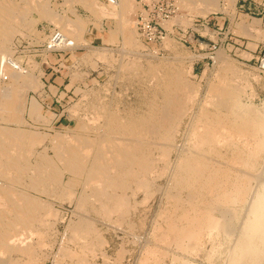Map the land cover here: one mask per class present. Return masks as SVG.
<instances>
[{
	"label": "rangeland",
	"instance_id": "rangeland-1",
	"mask_svg": "<svg viewBox=\"0 0 264 264\" xmlns=\"http://www.w3.org/2000/svg\"><path fill=\"white\" fill-rule=\"evenodd\" d=\"M2 1H4V3L7 5H8V3L11 4V6L14 4L16 6L18 5V7H17L18 14L22 11L24 12V13L22 12L23 14H21V13L19 14L21 18H18L15 20V23L17 25H18V23L20 24L19 21H21V24L19 25L20 27L18 29L19 31H18V33L11 36L12 39L10 38L8 41L9 45H8V43H6V47H8L9 49L6 48L7 51H5V52L9 53L8 50H10L9 54L14 57L13 61H16L15 59L19 60L18 67L20 68L21 71H25V72L27 71V73H29V74L31 73V75H34L38 78L40 77L39 79L42 80V83H43L42 88L43 89L38 88V90L37 89L36 90H33V89L24 90L23 89V87H25L24 84L21 85V89H23V90H21V92L24 91L23 92L24 94L21 93V95L22 94L23 95L22 96L20 95L21 97L19 96L21 98V101L18 102L20 105L19 106L20 108L17 106V110L16 109L14 110V111H18V112H16L17 114L14 111H12L13 109L6 111L0 107L1 108L0 113L2 112L0 114V132L2 131V136H4V138H6L7 136H10L9 134L11 133V131H13V129H16V130L20 129V131H22V132L17 130V132L20 134L24 133V134L33 135L34 133L35 134L40 133L42 136L44 134V137L47 136L50 140L47 138L44 140V142H42L43 144L38 143L35 146H33L35 154L33 153L32 159L30 160V163L36 164L38 161V158H39V154L40 153L45 154V152H47L45 155H47V158L49 159L48 160L49 164H50L49 166H52V167L55 166L54 169L55 170L57 169L56 171L60 170V171H58V175L61 176V178L59 177L60 182L62 179V182H61L62 184L60 183L59 186H56L55 184L51 185L50 183H47L43 179H40V182L38 181V187H39V190H38L39 192H38L35 189L29 190V187H27L28 184H26V182H24L23 184H19V185L16 184L15 185V184L6 182V181H8L6 179L0 178V181H2L1 184L2 185L4 184L3 186L7 185L5 187H9V186L12 187V185H13V187L15 186L13 189H16V190L18 189V191H21V192H23V190H24V193L30 194V195L28 194L29 196H31L33 193V197L34 196L37 198L39 197L38 199L39 200L41 199L43 204L44 203L47 204L50 202V204H49V207H51V208H49L50 213L49 212H46V214L42 213L44 215H41L40 217H42L43 219L42 218L41 219L43 221L45 220L46 222H50L51 220H52V222L56 221L55 224L50 222L52 227H53V230L51 229L52 227H50V228L48 227L51 225L50 224L48 225L44 221V223L46 224V227L48 229L47 230L45 228V230L48 231V232H46L48 234L47 236H49V237L51 236L52 238L51 237L45 238L46 233L44 230V227H45L44 223L42 225V228H41V226L39 227L38 235L41 238L39 236H36V238L38 237V239H36V242L39 245L36 246L35 251L37 249H39L38 246H41V241L44 240V238L46 239V241H42V242H45V243H42L43 247L41 246L40 249L35 252V253L39 252L40 255H38L39 253H37L36 256H34L35 258L33 257V259L35 260V261L33 260L34 263L32 262V258H27L24 255L26 257L25 258V257H23L22 254L12 253L11 255L9 254V256L12 257L11 259H9L10 257L8 255L4 256L3 260L6 261V264H10V263L14 264V262H16L15 264H54V263L55 264H76V263L78 264V262H79V264L80 263H82V264H84V263L85 264H98V262L100 264L101 261H102L101 264H112L111 262H113V264H115L118 261H119V263H116V264H142L143 261L146 259L147 260L149 259V261L146 260L148 262V264H152V263L153 264H185L186 261H187L186 264L188 262H189V264H192V263L193 264H215V263H217V264H222V263L223 264H226V263L233 264L231 261V256L229 257V255H232L233 248H235V246L238 245V243H240V242H238L239 241L238 236H241V234H239V233H241L242 232L241 229H243L242 222L246 221V219L248 218V215H249L248 209L250 208L248 206L250 205L249 202L252 201V199L250 200L252 195L249 197L250 201L248 200L249 202H247V206L236 207L237 208L236 209V216L233 215L231 217L232 221H231V218L229 220L230 223L232 224V227L237 229L239 231V233L237 231L234 234V231H233V235L230 236L231 239L222 234L221 238L218 237L219 240L216 239L215 242H213V240L210 241L211 239H208V238L203 239L204 240V243H202L203 248H201V250H199V251H190V252L186 251L185 252L184 250L181 251V249H179L177 247L179 249V251H178V249L175 248V244H173L172 242H169V241H165L166 243L163 242L166 245L165 246L161 241L157 240L158 239L157 235L159 234V232L156 231L157 230L156 228H158L163 223V216L161 214L167 213L171 208V204L169 202V199L167 200V198H166L168 196L165 197L167 190L169 189L168 187H170L169 186L170 184H169L168 175L166 174L165 176L164 175L162 176V174H161L162 168L164 167L163 162L159 161L158 164L156 163V166H158V167L155 168V170H156L155 174L159 175L158 173L160 172L161 175H159V176L156 175L157 177H155V174H152V175H150V177L147 178L149 181L152 182L151 183L152 184L151 192L145 193L146 190H143V189L140 191L139 189H137L138 186H136V184H134V185L132 184L131 187H129V189H127V191H126V196L128 197L127 198L128 200L125 199V201H124L125 204L127 203L126 206H124V208L121 210V212L120 211L115 212L114 214L112 213V215L109 214L108 216H106L107 214H104L101 211H99V208H100V205L98 204L99 202L95 201V199L93 197H90V196H93V194H88L91 201L89 199L87 205L82 207L83 209L82 208L79 209L80 208L78 206L79 198L81 196H88L86 194H83L85 192V190H84L85 185H83V184H85V180L83 178L84 176H82V178H78L74 174H71V172L69 173V171L66 173L67 170L63 169L64 168L63 164L60 165L61 161L56 157L57 152H55V147H54L55 142L53 141V138L55 135L56 136L62 135L61 137L63 139H65L67 142L68 140H70L69 138L71 137L73 139V141L70 140V141H72L71 143H73V142L75 143V141L78 139L80 142L81 139L91 141V140H94L95 138H97V136H96L98 134L97 130L94 129L93 127H94V124L96 123V121L99 120V118L97 116L98 115L97 111L103 107L102 105H104V108H108V109L111 108L110 110H112V107H113V109L116 110L115 113L121 115L122 117H124L125 114H126L125 116H131V115L136 116V115H139L140 113L145 114V112L148 111L149 104H151V102L154 99H156L158 101L160 100V99H158L159 97H161L160 93H158L156 91L157 82L158 81L163 82V79L165 78L166 74L169 73L170 71H172L171 70L172 68H173V70H176L178 68V69L184 71V75L186 74L185 76L187 77L186 78L184 76L185 79L188 82L191 81L188 84L189 85L191 84V87L195 85V87H192V89L196 93L195 95L197 96L195 98V103H197L195 109H197L198 104L202 105L205 101L208 102L210 100V99H208V98H210L209 91H210L211 87H213V85L217 84L215 86H220L223 83H224L223 85H225V84L227 85V83H230L231 82L230 80H232V82L230 84H228V86H230L231 88L236 90L235 92L237 93V96H239L238 99H240L239 102L242 101L243 106L247 105L245 107H247V108L251 107V109L254 108L252 110H254V111L258 110V111H260V113H263L264 112V0H219V9H221V10H219V11H218V9L214 10L210 14L206 15L205 17L202 16L201 14H199V12H200V10H198L199 6H200L199 9H202L201 8V6H202L201 1L195 0V3H194V0H190L192 2L186 0L187 1L186 7L189 6L190 8H192L194 6V8H192V10H190L189 7H187L188 8L187 9L185 7V4H182L183 2L186 3L185 0L184 1L181 0V1H183L182 3H181V1L176 0L177 6L179 8V12L176 16L173 17L172 20H170L164 26V28L166 29V33H167L166 40L164 42H162L161 44L151 46L150 48H147L140 38V32H139L138 25H137V20H138L137 17H138V14H139L141 8H140V5L137 3L136 0H127V4H128L127 6H129V7H127V9L124 10V14H125L124 18L127 22L126 26H127L128 30H129V32H130V30L132 31V32H130V34H133V35L136 34L134 36L136 37L137 40L133 36V44L135 43V45H133V47L125 44L124 43L125 42L124 34L122 36V34L119 33L120 31H122V27H123L122 21H121V19H119L120 18L119 16L115 17L116 15L113 16L111 14H109L111 16H108V15H105L104 12L102 13L99 10H94V11L89 10V8L85 7V5L80 3L78 0H37V1H38V4H40L42 2L44 3V1H45V3H46V4L44 3L45 5L41 4L43 6V8L41 5H39V7L41 6L40 7L41 9L48 7V9H50L51 13L55 14V15L53 14V16H55V17L59 16L58 18H62L63 20H65L67 18V19H69L68 20L69 22L71 21L73 23L77 22V20H80L81 22L83 21L82 23H83V31L84 32H82L80 34V41H78L79 38L77 40L73 36V34L71 33V31L69 30L68 27L67 28L62 27L60 25V23L55 21V20L53 22L52 19H54L55 17H53L51 19L52 20V22H51L50 18H46V20H45V17L40 16V14H42V13H37L40 10V8L37 7L38 6L36 4L37 1H35V0H33V1L29 0V2H25L23 0H21V1L20 0H2ZM34 1L36 2V3H34L36 6L35 5L34 6L37 7V9H38V11H36V12H35V7H34V9L31 8V6H33ZM94 1L97 3V7L99 5H100V7L109 6V4L103 2L102 0H94ZM197 1H199L201 3V5H200V3H199V5H197V3H198ZM230 1H231V3H230ZM232 1L233 2L235 1V5ZM0 2H1V0H0ZM26 3L27 4L31 3V4L28 5L29 7H26L25 6V5H27ZM188 3H190L191 5L190 4L188 5ZM29 8H31L32 11L33 10L34 11L30 12L31 9H29ZM19 9H20V11H19ZM25 11H27V12L25 13ZM97 11H99V12H97ZM102 14L104 16H102ZM19 15L16 16V18L19 17ZM22 15L23 16L25 15V16L23 17ZM38 16H39V18H38ZM21 19L22 20L24 19V20L22 21ZM26 19L28 20V22L30 21L31 23L30 22L28 23ZM197 22H199V23H197ZM240 22H241V24H240ZM251 23L254 26H256L257 29L253 28L254 29L253 30L251 27H250L251 29L248 28V26ZM26 24H28L31 27V30H30V27L27 26ZM53 24H58V25H60V27L58 25H53ZM127 24H130L129 26L131 28H129ZM197 24L199 26H197ZM13 25H15V24H13ZM95 25H96V27H95ZM28 27H29V29H28ZM26 29H28L29 31L27 32ZM206 29L208 32H206ZM208 29H210V30H208ZM246 29H248V31ZM112 31H113V33H112ZM25 32H26V34H25ZM210 34H212V35H210ZM113 35H114V37H111ZM121 36L124 37V39ZM50 38H51V41H50ZM55 38H58L59 40L57 41V39H55ZM115 39H117V41ZM167 41L170 43H168ZM48 42H50L51 47H53L55 44L59 45V48L56 49L57 50L56 52L51 53L53 51H51L52 49L51 50L48 49V45H49ZM173 42H174V44H173ZM117 43H119V44H117ZM123 43L125 44V46L127 45L126 47H124L126 52H124V50H123V52L125 54L128 52L129 49H132V50H129V52L126 54L127 57L125 56V54L123 52H121V50L124 46ZM83 45H85V46H83ZM167 45H170V46L167 47ZM136 51H138V52H136ZM11 52H12V54H11ZM131 53H133L134 55ZM181 53H182V55H181ZM118 54H121V55H118ZM141 54H143V55H141ZM183 55H184V57H183ZM219 55H221V56L224 55L223 59L225 60L227 65H226V63H222L220 61L221 59L218 58ZM2 56L3 55H0V60H1ZM61 56H62V60H61ZM128 56H129V58H128ZM124 57H125V59H124ZM190 57H191V60L190 59L188 60V58H190ZM112 58H114V59H112ZM193 58H195V59L193 60ZM228 58H230V59H228ZM131 59L132 60L137 59V60H134V62L132 63ZM58 60H59V63H58ZM127 60L130 62L132 68L129 67L130 65L127 62ZM141 61H142V63H141ZM146 61H148V62L146 63ZM171 61H173V62H171ZM149 62H150V64H149ZM125 63H127L128 66ZM170 63H171V66H169ZM172 63H173V65H172ZM220 63L223 65H221ZM231 63H232V65H231ZM123 64H124V66L122 67ZM134 64H136V65H134ZM137 64H138V66H137ZM146 64L148 65V67ZM158 64H159V66H158ZM228 64L230 66H228ZM145 66H146V68H144ZM136 67H137V69H139V71L136 73H132V71L135 72V69H133V68H136ZM220 67H221V70H220ZM226 67H232V69L231 68L228 69ZM124 68L127 70V73H126V70H124ZM150 68H154L156 70L157 74H155L154 76L152 74H149L148 69H150ZM222 68L223 69L226 68L227 70H225V71L229 70V73L225 72ZM130 69L132 71H130ZM165 70H167V72H164ZM185 70H187V71L185 72ZM236 70H238V74H237ZM158 71H159V73H158ZM231 72L236 73L235 74L236 76ZM52 73L54 76V78L52 77V79H54V80L56 79V84L54 83V85H49V84L45 83L44 77L47 74L52 75ZM128 73H129V75H128ZM227 73H228V75H225ZM136 74L139 76L137 77ZM229 74H231L230 78L232 77V75H234L233 76L234 78L232 77V79L229 80ZM0 75L6 76L9 79V82H5L4 80H2L0 78V98L2 99L3 98L2 97L3 92H5V94H8L10 89L12 88L13 84H15V80L11 79L13 76L9 77L8 74H5V71L3 72L0 70ZM126 75H128V76H126ZM217 75H220V76L225 75V76H224V78H222V76L217 77ZM156 76H158V77L161 76V77H159V80H157L158 77H156ZM153 77H155L154 80H153ZM136 78H140V80L136 79ZM222 79H223V82H222ZM123 80H124V82H123ZM245 81H246V83H245ZM139 82H140V85H139ZM212 82H213V84H212ZM220 82H222V83H220ZM136 83H138V84H136ZM152 84L155 86H153ZM238 84H239V86H238ZM116 85H118V86H116ZM113 86H114V89H113ZM131 86H132V88H131ZM29 88H32V84H30ZM105 88H106V91H104ZM111 88H112V90H111ZM109 90H111V91H109ZM25 91H26V93H25ZM107 91H108V93H107ZM93 92H95V93H93ZM104 92H106V93H104ZM119 94H120V96H119ZM203 95H206V96H203ZM105 96L107 98H105ZM101 99H102V101H101ZM203 99H206V100L203 101ZM32 100L38 101V103L40 105L42 104L41 111H40L39 115H37L38 117H36V115L33 116V114L31 113V111L29 109V105L32 102ZM93 104L95 106H93ZM83 105H88L89 107L88 106L84 107ZM97 105L98 106L100 105L101 107L100 106L98 107ZM91 106H93V108L95 107L94 110L92 109ZM87 107L89 108V109H87L88 111L86 110ZM96 107H98V110ZM116 107H118L117 109L120 111V113L117 111ZM84 108H85V110H84ZM209 108L213 109L214 107L213 106L210 107V105H209ZM22 109H24L25 111ZM195 109H194V111H195ZM78 110H79V113H78ZM10 111H11V113H10ZM74 111H76V112H74ZM87 112H91V113L87 114ZM112 112H113V110H112ZM6 113H8L9 115ZM95 114H96V116H95ZM89 115H91V116H89ZM92 116H93V118H92ZM263 116H264V113H263ZM94 118H95V121H94ZM96 118H97V120H96ZM91 119H93V120H91ZM187 119L188 118H186L181 125L180 134L177 133V136H176L175 143L179 146L182 145V143L185 141V135L184 134H185L186 125L188 124ZM80 120H83V121L80 122ZM34 121H36V122H34ZM92 122H94V123H92ZM82 125H85V126L87 125L86 127L88 129L85 128V126L81 127ZM89 125H91V126H89ZM1 127H2V129H1ZM3 127H4V130H7V131L10 130L8 132V134H7V131L3 130ZM82 128H83V131H82ZM69 130L71 132H66ZM3 131L7 136L3 134ZM29 131H31V132H29ZM73 132H75V133H73ZM80 132H83L86 135L85 134L83 135V133H80ZM73 134H74V136H73ZM80 136H81V139H80ZM82 136H83V138H82ZM88 137H90V138H88ZM91 138H93V139H91ZM51 140H52V143L50 142ZM77 142L78 141H76V143ZM41 144H42V146H41ZM222 151H223V153L225 152L224 150H222ZM37 152H39V153H37ZM154 154H155V157L158 156L159 151L155 150ZM261 156H263V157H261ZM260 157H259V161L257 163L258 167L256 166V169L252 172L254 174L257 173L256 175H257V182H258V183H256V181L255 182L252 181V188L253 187L255 188V189L253 188L254 193H256L261 187H264L263 186V183H264V146H263V151H262ZM35 158H36V160H35ZM173 159H175L174 154L172 155V160ZM33 160L36 162H33ZM259 162H261V163H259ZM158 169H160L161 171ZM61 172H63L65 175ZM1 179H3V180H1ZM66 182L70 186L66 185L67 184ZM255 183L258 186L255 185ZM52 186H54L55 188ZM11 187H9V188H11ZM165 187L168 189H166L164 191ZM65 188L68 189L67 190L68 192L66 191ZM54 189H55V191H54ZM130 189H131V191H129ZM158 190H160V191L158 192ZM33 191H35V192H33ZM69 191H72V192L69 193ZM37 192L38 193L41 192V193L36 194ZM131 192L133 193V195H131L132 194ZM154 192H157V193L154 194ZM72 193H73V196L71 197L70 195ZM159 194H161V196ZM255 195L256 194H254L253 196H255ZM49 196H52V197H49ZM54 196H55V199L53 201ZM126 196H125V198H126ZM150 196H151V198H150ZM152 196L154 197L153 199H152ZM158 197H160V198H158ZM183 197L185 198L186 196H183ZM67 198L68 199L70 198L71 200L70 199L69 200L71 202L69 200H67ZM145 199H146V201H145ZM44 200H48V201L44 202ZM65 200H66V202H64ZM126 200H127V202H126ZM157 200H158V203H157ZM51 201H53V203ZM143 201L146 203L144 204ZM159 202H160V204H159ZM156 203L158 205H156ZM51 205L53 206V208ZM93 205H94V207L92 208ZM128 205H129V208L127 209ZM145 205H147V206H145ZM165 205H167V206H165ZM74 206H75L76 210H75ZM135 206L137 209L135 208ZM95 208H96V211L99 215L94 211ZM134 208H135V211H134ZM54 209H56V210H54ZM139 209H140V213H139ZM246 210H247V212H246ZM53 211H54V213H53ZM80 211L82 213L81 216H79L81 214ZM84 211H86L87 213ZM75 212H76V215H75ZM123 212H124V215H123L124 217L121 215V214H123ZM244 212H245V214H244ZM47 213H49V215ZM117 213H118L119 217L117 216ZM134 213H135V215H134ZM53 214L56 216H53ZM47 215L49 216V218L47 217ZM43 216L44 217L46 216L47 218L46 217L44 218ZM85 216H87L89 218L87 219ZM135 216H136V218H135ZM51 217L53 219H50ZM125 217H126V219H125ZM151 217H152V219H151ZM159 217H162V218L160 219ZM83 218L87 219V221H89V222H93L91 224H94L93 227L95 229L94 228L93 229H94V231H96L93 235L94 237L91 236L87 240L82 239L84 241V243L82 240L76 239L74 236L70 235V233L72 232L71 228L78 225L79 223H82L84 221ZM153 218L155 220H153ZM48 219H50V220H48ZM55 219H57V220H55ZM117 219H119V220L117 221ZM59 220H61V221H59ZM242 220H244V221H242ZM99 221L101 223H103V222L104 223L101 224ZM70 222H72V223H70ZM74 222H76V223L78 222V223L76 224ZM114 222H115V224H114ZM117 222H119V224ZM106 223H108V225ZM147 223H148V225H147ZM67 224H68V227L65 226ZM151 224H152V226H151ZM70 225H71V227H70ZM118 225H121V227ZM131 225H132V227H131ZM142 226H144V227H142ZM98 227H99V229H98ZM133 227H135L134 231L132 230ZM96 228H97V230H96ZM118 228H119V230H118ZM129 228H131V230L133 232ZM140 228H143V229H140ZM239 228H240V230H239ZM42 229H43V231H42ZM138 229H140L141 231ZM149 229H152V230H149ZM23 230H24V233H23ZM63 230H64V232H62ZM109 230H111L112 232ZM127 230L129 232H127ZM20 231H21L20 232L21 234L23 233L25 235H28L30 232L28 229L27 230L21 229ZM26 231H28V233ZM41 231H42V233H40ZM51 231H54L55 233L51 232ZM148 231H149V233H148ZM51 233H52V235H51ZM53 233L56 234L57 236L54 235ZM131 233H133L134 236ZM122 234H123V236L120 237ZM43 235H44V237L42 239ZM71 236H72V238H69ZM137 236L140 237L141 240L144 238L143 239L144 243L139 238H136ZM235 236H237V237L235 238ZM61 237L63 239H61ZM73 237H74V240H73ZM103 237L107 241H105L103 239ZM134 237L136 238V240ZM93 238H94V240H93ZM117 238H119V240ZM130 238H132V239H130ZM150 239H152V241ZM62 240H63V243H62ZM69 240H70V242H69ZM149 240H150V242H149ZM223 240H224V242H223ZM51 241L55 242V243L52 242L54 245L51 243ZM79 241H81L82 243H80ZM96 241L98 244L96 243ZM138 241H139V243H138ZM146 241L148 243H146ZM47 242H48V244H47ZM106 242L107 243L109 242L108 245ZM151 242H152V244H151ZM70 243H72V244H70ZM46 244L48 247L46 246ZM59 244H60V246H59ZM81 244L82 245L86 244L87 247L89 245L88 248H90L89 250L91 253L89 251H87L88 248H86L85 245L82 246ZM147 244H148V246H146ZM154 244H156V245L154 246ZM161 244H163V247H165V249L161 246ZM230 244L231 245L233 244L232 245L233 248L229 247ZM75 245H77V246H75ZM80 245H81V248H80ZM63 246H64V248H63ZM156 246H158V247H156ZM160 246L162 247L163 251H161L159 249V248H161ZM170 246H171V248H170ZM69 247H71V248H69ZM83 247H84V249L85 248L86 249L84 250ZM120 247H123L124 251L127 250V251H125V253L126 252L127 253L125 254L123 251V254L120 255L119 252H116L117 250L122 252L123 249L121 248L122 250H120ZM147 247L149 249L155 248L157 250L156 257L153 256V257L148 258V257H146L147 255L144 256L145 254H147L145 249L147 251L149 250V249H147ZM48 248H51V249H48ZM79 248L81 249V251L78 250ZM91 248H93V249H91ZM213 248H214V250H213ZM63 249H66V250L68 249L67 250L68 255L65 254L66 250H65V252L62 251ZM69 249H70L71 253L69 252ZM72 249H74V250H72ZM128 249H131V250H128ZM171 249H173L174 251L173 250L171 251ZM219 249H220V251H219ZM59 250H61L62 252L61 251L59 252ZM75 250H76V252H78V251L80 252V253L78 252L79 254L76 253L77 257L80 258L79 260H78V258L76 259V254L74 253ZM92 250H95V251H92ZM82 251H83V253H81ZM102 251L103 252L105 251V252L103 253ZM165 251H166V253H164ZM204 251H205V253H204ZM209 251L212 253H208ZM101 252L104 254L103 260H102ZM107 252L109 254L113 253L112 255L110 254L111 257L109 256V254ZM161 252H163V253H161ZM174 252H176V253H174ZM184 252H185V254H184ZM187 252L189 255L186 254ZM214 252H215V254H214ZM35 253H34V255H35ZM128 253H131V254L129 255ZM142 253H144V255ZM173 253H174V255L176 254L177 256L176 255L173 256ZM199 253H201V255H199ZM206 253H207V256H205ZM224 253H225V255H224ZM41 254H43V255H41ZM58 254H59V256H58ZM62 254H63V256H62ZM197 254H198V257H200V256L201 257L198 258ZM219 254H221V255H219ZM45 255L46 256L48 255V256L45 258ZM81 255H83V256H81ZM85 255H87V260L90 263H88L86 261ZM124 255H125V257H124ZM163 255H165V256H163ZM37 256L39 259L37 258ZM160 256H162V258H164V259L162 260V258ZM209 256L211 257V259ZM225 256L228 257V259L222 260V258L223 257L225 258ZM18 257L20 260L15 259ZM60 257H62V258H60ZM70 257H72V258H70ZM82 257L83 258L85 257V259H83ZM121 257H124V258L122 259ZM168 257H169V259H168ZM174 257H178V259L174 258ZM208 257L210 260L208 259ZM81 258L83 260H81ZM105 258H107V259H105ZM160 258H161V260H160ZM12 259L17 260V261H14ZM158 259H159L160 263H158ZM175 259H176V261H175ZM23 260H25V261H23ZM29 260L31 262H29ZM76 260H78V261L75 262ZM80 260H81V262H80ZM84 260L87 263L84 262ZM150 260H152L151 261L152 263L150 262ZM182 260H183V262H182ZM227 260H229V261L227 262ZM104 261H105V263H104ZM124 261H125V263H124ZM223 261L224 262L226 261V262L224 263ZM260 261L262 262L261 264H264V258H263V261H262V259ZM260 261L258 262L259 264H260ZM27 262H29V263H27ZM245 262L246 261H242V263L238 262V264H248V262L247 263H245Z\"/></svg>",
	"mask_w": 264,
	"mask_h": 264
},
{
	"label": "bare ground",
	"instance_id": "bare-ground-1",
	"mask_svg": "<svg viewBox=\"0 0 264 264\" xmlns=\"http://www.w3.org/2000/svg\"><path fill=\"white\" fill-rule=\"evenodd\" d=\"M23 1L29 2V0H23ZM35 1H37V0H35ZM35 1L33 2V6H31V8H33V9L36 6L34 4V3H36ZM78 1L82 4H84L85 7L89 8V10H92V11L99 10L100 12H102V13L104 12L105 15H108V16H111V15H113V16L116 15L115 17L119 16L120 17L119 19H121L122 24H123L122 31L119 32L120 34H122V36L124 34L125 39H124V37L121 36L125 40V42L124 41L123 42L125 44H127L128 46H131V47H133V45H135V43L133 44V36L136 34H134V35L130 34V32H132V31L130 30V32H129V30L126 26L127 22L124 18V15H125L124 10L127 9V7H129V6H127L128 5L127 0H118L117 4H114V5L109 4V6H107V7L106 6L100 7L99 4H98L99 6L97 7V3L94 0H78ZM179 1H181V0H179ZM183 1H181V3ZM187 1H190V0H187ZM187 1L185 0L186 3H184V2L182 3V4H185V7L187 4ZM199 1H201V3H202V6H201L202 9H199L200 6H199V8L198 7L197 8H198V10H200L199 14H201L204 17L206 15L210 14L214 10H217V9H218V11L221 10V9H219V0H199ZM199 1H197L198 2L197 5H199V3H200ZM190 2H192V1H190ZM44 3H45V1H44ZM44 3L42 2V3L38 4V1H37L36 4L38 5L37 7L40 8L42 5L46 4V3L45 4ZM194 3H195V0H194ZM201 3H200V5H201ZM230 3H231V1H230ZM233 3L235 5V1ZM30 4H27L25 6L29 7L28 5H30ZM189 4L190 3H188V5ZM39 5H41V6L39 7ZM17 7H18V5L16 6L15 4L11 6V4L8 3V5H7L2 0L0 2V55H3L1 57V60H0V70L3 72L5 71V74H8L9 77L13 76L11 79L15 80V84H13L9 93L5 94V92H3L2 97L4 99L2 98L3 99L2 100L0 98L1 99L0 100V107L6 111H9L12 109H13L12 111H14L15 109L17 110V106L18 107L20 106L18 102L21 101L20 97L24 94L23 93L24 91L21 92V90H23V89L24 90H30V89H33V90L37 89L38 90V88L41 89L43 87L42 80L39 79L40 77L38 78L34 75H31V73L29 74V73H27V71L26 72L21 71L20 68L18 67L19 60L15 59L16 61H13L14 57L9 54L10 50H8L9 53L5 52V51H7L6 48H8V47H6V43H8L11 36L18 33V31H19L18 29L20 27L19 25L21 24V21H19L20 24L18 23V25H17L15 23V20L18 18H21L19 15L20 13L21 14L24 13L21 10L23 13L20 12L18 14ZM37 7H35V12L38 11ZM187 7H189V6H187ZM31 8H29V9H31ZM42 8H43V6H42ZM192 8H194V6ZM192 8H190V10H192ZM19 11H20V9H19ZM31 11H32V9L30 10V12ZM99 11H97V12H99ZM26 12L27 11H25V13ZM37 13H42V14H40V16L45 17V20H46V18H50V20H51L53 17H55V16H53L54 13L52 14L50 9H48V7L44 8V9L40 8L39 12H37ZM109 14H111V15H109ZM18 15H19V17L16 18V16H18ZM102 16H104V15L102 14ZM58 17L56 16L54 19H52L53 22L55 20V21L59 22L62 27H66V28L68 27L69 30L71 31V33L73 34V36L77 40L79 38L78 41H80V34L82 32H84L83 31V23H82L83 21L81 22L80 20H77V22L73 23L71 21L69 22L68 21L69 19H67V18H66L67 20L66 19L63 20L62 18H58ZM38 18H39V16H38ZM52 20H51V22H52ZM27 22H28V20H27ZM13 24H15V25H13ZM240 24H241V22H240ZM26 25L29 26L28 24H26ZM53 25H58V24H53ZM60 25H58V26L60 27ZM96 25H95V27H96ZM127 25L129 28H131L129 26L130 24H127ZM29 27H28V29H29ZM250 27L252 29L256 28V26H254L252 23L248 26V28H250ZM28 29H26L27 32L29 31ZM30 30H31V27H30ZM208 30H210V29H208ZM246 30L248 31V29H246ZM206 32H208L207 29H206ZM112 33H113V31H112ZM25 34H26V32H25ZM210 35H212V34H210ZM111 37H114V35ZM134 38L136 39L135 36H134ZM115 40L117 41V39H115ZM50 41H51V38H50ZM48 43L50 44V42H48ZM124 43H123L124 46L122 45L123 48L127 46V45L125 46ZM168 43H170V42H168ZM117 44H119V43H117ZM173 44H174V42H173ZM8 45H9V43H8ZM170 45H167V47ZM83 46H85V45H83ZM123 48H122L121 52H123V50H124V52H126L125 48L124 49ZM129 50H132V49H129ZM129 50H128V52H129ZM136 52H138V51H136ZM11 54H12V52H11ZM126 54H125V56H126ZM131 54H133V53H131ZM118 55H121V54H118ZM141 55H143V54H141ZM181 55H182V53H181ZM129 56H128V58H129ZM223 56L219 55L218 58L221 59L220 61L222 63H226L225 60L223 59L224 58ZM183 57H184V55H183ZM112 59H114V58H112ZM124 59H125V57H124ZM189 59L191 60V57L188 58V60ZM194 59L195 58H193V60ZM228 59H230V58H228ZM134 60H137V59H134ZM134 60H132V63L134 62ZM127 62L130 65L129 67L132 68L130 62L128 60H127ZM147 62L148 61H146V63ZM171 62H173V61H171ZM141 63H142V61H141ZM125 64L127 65V63H125ZM149 64H150V62H149ZM159 64H158V66H159ZM134 65H136V64H134ZM172 65H173V63H172ZM221 65H223V64H221ZM226 65H227V63H226ZM231 65H232V63H231ZM123 66H124V64L122 65V67ZM137 66H138V64H137ZM169 66H171V63ZM228 66H230V65L228 64ZM147 67H148V65H147ZM144 68H146V66ZM226 68L232 69V67H226ZM226 68L223 70L224 71L227 70ZM133 69H135V72L130 69V71H132V73H136L139 71V69H137V67L133 68ZM124 70H126V69L124 68ZM148 70H149V74H152L153 76L155 74H157L156 70L154 68H150ZM171 70L172 71H170L169 73L166 74L165 78L162 76L164 78L163 82H160V81L157 82L156 91L158 93H160V96H161V97H159V98L157 97V98L160 100L158 101V100L154 99L151 102V104H149V108L147 107L148 111H146L145 114H143V113H140L139 115L135 114L136 116H133L131 114H130L131 116H125L126 115L125 114L124 117H122L121 115L115 113L116 110H114L113 107H112V110H113V112H112V110H110L111 108L110 109L104 108V105H102L103 107L98 110V107L100 105L99 106L97 105L98 106V107H96L98 110L97 116H98L99 120L96 121V123L94 124V127H93L94 129L97 130V133H98L96 135L97 138H95L94 140H91V139H93V138H91L90 139L91 141H89V140H85V139L82 140L81 136H80V139H81L80 142L78 139V140H76V141H78L77 143H76V141H75V143L74 142L71 143L73 141V139L71 137L69 138L67 136L72 141L67 139L68 141L66 142V140L61 137L62 135H60V136L59 135H57V136L53 135L54 136L53 141L55 142L54 143L55 152H57L56 157L61 161L60 165L63 164V166H64L63 169L67 170L66 173L69 171V173L71 172V174H74L78 178H82V176H84L83 178L85 180V184H83V183L82 184L85 185V189H84L85 192L83 194H86V195L93 194V196H90V197H93L95 199V201L99 202V203L97 202L100 205L99 211H101L104 214H107L106 216H108L109 214L112 215V213L114 214L115 212H119V211L121 212V210L124 208V206H126L127 203L126 204L124 203L125 199L128 198L126 196V191H127V189H129V187H131L132 184L133 185L136 184V186H138V188L137 187L136 188L139 189L140 191L143 189V190H146L145 193L151 192V189H152L151 183L152 182L149 181L147 178L150 177V175L155 174V171H156L155 168L158 167V166H156V163L158 164L159 161L163 162L164 167L162 168L161 174H162V176L163 175L165 176L167 174L168 178H169V184H170L169 186L170 187H168L169 189L165 187L164 191L166 189H168L165 197L168 196L166 198H167V200L169 199V202L171 204V208L167 213L161 214L163 216V223L159 227L157 226L158 228H156L157 229L156 231L159 232V234L157 235V238H158L157 240L161 241L162 243L165 241L172 242L173 244H175V248L178 247L179 249H181V251L184 250L185 252L186 251L190 252V251L201 250V248H203L202 243H204L203 239L208 238V239H211L210 241L213 240V242H215V240L218 239V237L221 238L222 234L225 235L226 237L230 238V236L233 235V231H234V234H235V232L238 231L237 229L232 227V224L229 221L233 215L236 216V209H237L236 207L247 206V202H249L252 199V201L249 202L250 205L248 204L249 205L248 207H250L248 209L249 210L248 218L246 219V221H244L245 219L242 220V221H244V222H242V224H243L242 225L243 229H241L242 232L239 233V231H238V233L241 234V236L237 235L239 238L238 242H240V243H238V245H236L235 248L232 247L233 244L232 245L230 244V246L228 245L229 247L233 248V253H232V255H229V257L231 256V261L233 264H235V263L238 264V262L242 263V261H246L245 263L248 262V264H259L258 262L261 259L263 261V258H264L263 257L264 256V187H261L256 193H254V191H253L254 187L252 188V181H254V182L256 181V183H258V182H257V175H256L257 173L254 174L252 172L256 169V166L258 167L257 163H258L259 157L263 151V146H264V116H263V113L264 112L260 113V111H258V110L254 111V110H252L254 108L251 109V107H249V106H248L249 108H247V107H245L247 105L244 104L245 106H243L242 101L239 102L240 99H238L239 96H237V93L235 92L236 90H234L233 88L228 86V84H230L232 82V80H230V79H232V77L236 74L233 72H231L234 74V75H232L231 78H230L231 74H229V80L231 81L230 83H227V85L226 84L223 85L224 84L223 83L220 86H215L217 84L213 85V87H211V89L209 91L210 98H208V99H210V100L208 102L205 101L202 105L198 104L197 109H195V107L197 105V103H195V98L197 96L195 95L196 94L195 91L192 89V87H195V85L191 87V84L190 85L188 84L191 81L188 82L185 79L186 74L184 75V71H182L178 68L176 70H173V68H172ZM220 70H221V67H220ZM159 71H158V73H159ZM186 71L187 70H185V72ZM164 72H167V70H165ZM225 72L229 73V70L225 71ZM236 72L238 74V70H236ZM126 73H127V70H126ZM228 73L225 75H228ZM128 75H129V73H128ZM128 75H126V76H128ZM138 76L139 75H137V77ZM218 76H220V75H217V77ZM224 76H222V78H224ZM156 77H158V76H156ZM159 77H161V76H159ZM159 77L157 80H159ZM136 79L140 80V78H136ZM154 79H155V77H153V80ZM123 82H124V80H123ZM222 82H223V79H222ZM222 82H220V83H222ZM245 83H246V81H245ZM23 84L25 87H23V89H21V85H23ZM30 84H32V88H29ZM136 84H138V83H136ZM212 84H213V82H212ZM139 85H140V82H139ZM116 86H118V85H116ZM153 86H155V85H153ZM238 86H239V84H238ZM131 88H132V86H131ZM113 89H114V86H113ZM111 90H112V88H111ZM111 90H109V91H111ZM104 91H106V88ZM21 93H23V94L21 95ZM25 93H26V91H25ZM93 93H95V92H93ZM104 93H106V92H104ZM107 93H108V91H107ZM120 94H119V96H120ZM203 96H206V95H203ZM105 98H107V97L105 96ZM204 100H206V99H203V101ZM101 101H102V99H101ZM209 105H210V107L213 106L215 109L209 108ZM41 106H42V104L40 105L38 103V101L32 100V102L29 105V109H30L31 113L33 114V116L36 115V117H38L37 115H39V113L41 111ZM83 106L85 107L88 105H83ZM93 106H95V105L93 104ZM93 106H91V107L94 110L95 107L93 108ZM88 107L86 108V110L89 109ZM117 108L118 107H116V109ZM194 109H195V111H194ZM22 110H24V109H22ZM84 110H85V108H84ZM76 111H74V112H76ZM117 111L120 113V111L118 109H117ZM14 112L16 113L18 111H14ZM10 113H11V111H10ZM78 113H79V110H78ZM90 113L91 112H87V114H90ZM6 114H8V113H6ZM89 116H91V115H89ZM95 116H96V114H95ZM92 118H93V116H92ZM186 118H188L187 119L188 124L186 125L185 134H184L185 135V141L184 142L182 141L183 142L182 145L179 146L175 143V140H176L177 133L180 134L181 125ZM91 120H93V119H91ZM96 120H97V118H96ZM81 121H83V120H80V122ZM94 121H95V118H94ZM34 122H36V121H34ZM92 123H94V122H92ZM84 126L85 125H82L81 127H84ZM86 126H85V128H87ZM89 126H91V125H89ZM1 129H2V127H1ZM3 130H4V127H3ZM17 130L20 131V129H17ZM17 130L13 129V131H11V133L9 134L10 136H7L4 133V131H7V130H4L3 134L7 136L6 138H4V136H2V131L0 132V178L6 179V180H8L6 182L12 183L15 185L16 184H18V185L23 184L24 182H26V184H28L27 187H29V190L35 189L38 191L39 190L38 181L40 182V179H43L44 181H46L47 183H50L51 185L55 184L56 186H59L60 183L62 182V179H61V182L59 180L61 178V176L58 175V171H60V170L56 171L57 169L56 170L54 169L55 166L54 167L49 166L50 165L49 161H48L49 159L47 158V155H45L47 152H45V154L44 153L39 154V158H38V161L36 164L30 163V160L32 159V155L34 153L33 146H35L38 143L44 142V140L47 139L48 137L47 136L44 137V134L42 136L40 133H37V134L34 133L33 135L24 134V133L20 134L17 132ZM9 131H7V134ZM82 131H83V128H82ZM20 132H22V131H20ZM29 132H31V131H29ZM66 132H71V131L69 130ZM73 133H75V132H73ZM80 133H83V132H80ZM84 134L85 133H83V135ZM73 136H74V134H73ZM82 138H83V136H82ZM88 138H90V137H88ZM50 142L52 143V140ZM42 144H41V146H42ZM155 150L159 151V155L156 157L154 154ZM222 150H224L225 152L223 153ZM39 152H37V153H39ZM173 154L175 156V159L172 160ZM261 157H263V156H261ZM35 160H36V158H35ZM33 162H36V161L33 160ZM259 163H261V162H259ZM158 170H160V169H158ZM63 172H61V173H63ZM158 174L161 175L160 172ZM156 175L157 174H155V177L159 176V175H157V176ZM3 179H1V180H3ZM1 182L2 181H0V263L6 264V261L3 260L4 256L5 255L9 256V254L11 255L12 253L22 254L23 257L26 256L27 258H32V262L34 263L35 260L33 259V257L36 256L37 253H39V252H37V253H35V252L40 249V247L42 246V243H45L42 241H46L45 238L49 237V236H47L48 234L46 233V232H48L47 231L48 229H47L45 223H47L48 225L49 224L51 225L50 222H52V220L50 222H46L44 220L45 221V223H44V221L42 220L43 218L40 216L46 214V212L50 213V211H49L50 210L49 208H51V207H49L50 202L47 204L46 203L43 204L41 199L40 200L38 199L39 197L38 198L35 196L33 197V193L31 196H29L30 194L28 193L29 194L28 195V194L24 193V190H23V192H21V191H18V189L17 190L13 189L15 187V186L13 187V185H12V187L9 186L11 188L5 187L7 185L3 186L4 184L2 185ZM256 183H255V185H257ZM66 185L70 186L68 183ZM54 186H52V187H54ZM263 186H264V183H263ZM67 190L68 189H66V191ZM54 191H55V189H54ZM72 191H69V193H71ZM129 191H131V189ZM159 191L160 190H158V192ZM33 192H35V191H33ZM38 192L36 194L41 193V192L40 193H38ZM155 193H157V192H154V194ZM254 194H256V195L253 196ZM131 195H133V193ZM159 195L161 196V194H159ZM70 196L72 197L73 193ZM125 196H126V198H125ZM183 196H186V197L184 198ZM250 196H251V198L249 200ZM49 197H52V196H49ZM90 197H89V195L88 196H81L80 198L78 197L79 198L78 206L80 207L79 209H81L82 207L87 205ZM150 198H151V196H150ZM153 198L154 197L152 196V199ZM158 198H160V197H158ZM54 199H55V196L53 197V201H54ZM69 199L67 198V200H69ZM127 200H126V202H127ZM45 201L47 202L48 200H44V202ZM53 201H51V202L53 203ZM90 201H91V199H90ZM145 201H146V199H145ZM64 202H66V200ZM145 203L146 202H144V204ZM157 203H158V200H157ZM157 203H156V205H158ZM159 204H160V202H159ZM145 206H147V205H145ZM165 206H167V205H165ZM93 207H94V205L92 206V208ZM52 208H53V206H52ZM74 208H75V206H74ZM128 208H129V205H128L127 209ZM135 208H136V206H135ZM135 208H134V211H135ZM140 209H139V213H140ZM54 210H56V209H54ZM75 210H76V208H75ZM94 211L97 213L96 208ZM84 212H86V211H84ZM124 212H123V214H121V213L120 214L123 216ZM246 212H247V210H246ZM42 213H44V214H42ZM49 213H47V214L49 215ZM53 213H54V211H53ZM80 213H81V211H80ZM244 214H245V212H244ZM48 215H47V217L49 218ZM75 215H76V212H75ZM81 215H82V213L79 216H81ZM134 215H135V213H134ZM53 216H56V215L53 214ZM117 216H118V213H117ZM52 217L50 219H53ZM85 217L87 219L89 218L87 216H85ZM135 218H136V216H135ZM159 218L161 219L162 217H159ZM50 219H48V220H50ZM87 219H84L83 222L81 221L82 223H79L78 225L71 228L72 234L70 233V235H72L76 239H80V240H82V239L87 240L91 236L94 237L93 235L96 232V231H94V229H95L93 227L94 224H91L93 222H89V221H87ZM125 219H126V217H125ZM151 219H152V217H151ZM55 220H57V219H55ZM118 220L119 219H117V221ZM153 220H155V219L153 218ZM59 221H61V220H59ZM231 221H232V218H231ZM72 222H70V223H72ZM43 223L45 224L44 230H45V228L47 229V230H45L46 236H45L44 240L41 241V246H38L39 249H37L35 251L36 246L39 245L36 242V239H38V237L36 238V236H39L38 235L39 227L41 226V228H42ZM52 223L55 224L56 221L52 222ZM74 223H76V222H74ZM103 223H101V224H103ZM117 223L119 224V222H117ZM106 224L108 225V223H106ZM114 224H115V222H114ZM147 225H148V223H147ZM65 226L68 227V224ZM118 226L121 227V225H118ZM151 226H152V224H151ZM48 227L50 228V227H52V225L48 226ZM70 227H71V225H70ZM131 227H132V225H131ZM142 227H144V226H142ZM134 228L135 227L132 228L133 231H134ZM21 229H25V230L28 229L30 232L28 235H25V234H23L24 233V230H23V233L21 234L20 233ZM51 229L53 230V227ZM98 229H99V227H98ZM129 229L131 230V228H129ZM140 229H143V228H140ZM140 229H138V230H140ZM96 230H97V228H96ZM118 230H119V228H118ZM128 230H127V232H129ZM149 230H152V229H149ZM239 230H240V228H239ZM42 231H43V229H42ZM42 231L40 233H42ZM109 231H111V230H109ZM26 232L28 233V231H26ZM51 232H54V231H51ZM62 232H64V230ZM148 233H149V231H148ZM131 234H133V233H131ZM51 235H52V233H51ZM54 235H56V234H54ZM72 236L69 238H72ZM122 236H123V234L120 237H122ZM133 236H134V234H133ZM237 236H235V238ZM43 237H44V235L42 236V239H43ZM62 237H61V239H63ZM74 237H73V240H74ZM136 238H139L141 240V238L138 236ZM136 238H135V240H136ZM103 239L105 240L104 237H103ZM117 239L119 240V238H117ZM130 239H132V238H130ZM143 239L141 240L142 242H143ZM93 240H94V238H93ZM150 240L152 241V239H150ZM150 240H149V242H150ZM105 241H107V240H105ZM52 242L53 241H51V243ZM69 242H70V240H69ZM79 242L82 243L81 241H79ZM223 242H224V240H223ZM53 243H55V242H53ZM62 243H63V240H62ZM83 243H84V241H83ZM96 243H97V241H96ZM108 243H107V245H108ZM138 243H139V241H138ZM146 243H148V242L146 241ZM47 244H48V242H47ZM47 244H46V246H47ZM60 244H59V246H60ZM70 244H72V243H70ZM151 244H152V242H151ZM163 244H161L162 247H163ZM81 245H80V248H81ZM84 245L86 246V244H84ZM84 245H82V246H84ZM155 245L156 244H154V246ZM75 246H77V245H75ZM146 246H148V244ZM88 247H89V245H88ZM88 247L86 246V248H88ZM156 247H158V246H156ZM162 247L159 248L161 251H163ZM63 248H64V246H63ZM69 248H71V247H69ZM80 248L78 250L81 251ZM163 248L165 249V247H163ZM170 248H171V246H170ZM48 249H51V248H48ZM83 249H84V247H83ZM89 249L90 248H88L87 251L90 252ZM91 249H93V248H91ZM147 249H149V248L147 247ZM154 249L152 248V249H149L148 251L145 249L147 254H145V255H144V253H142V254L144 256L147 255L146 257H148V258L153 257V256L156 257L157 250L156 249L154 250ZM179 249H178V251H179ZM65 250L66 249H63L62 251L65 252ZM67 250L65 252L66 255H68ZM72 250H74V249H72ZM120 250H122V252H120L119 250H117L116 252H119L121 255V254H123L124 248L120 247ZM128 250H131V249H128ZM172 250L173 249H171V251ZM213 250H214V248H213ZM60 251L61 250H59V252ZM92 251H95V250H92ZM125 251H127V250H125ZM125 251H124V253H125ZM219 251H220V249H219ZM69 252H70V249H69ZM78 252H76V250H75L74 253L79 254L80 252L79 253ZM102 252H101V254H102V260H103V257H104L103 253L105 251L103 253ZM185 252H184V254H185ZM34 253H35V255H34ZM81 253H83V251ZM131 253H128V254L130 255ZM161 253H163V252H161ZM164 253H166V251ZM174 253H176V252H174ZM174 253H173V256L176 255V254L174 255ZM204 253H205V251H204ZM208 253H212V252L209 251ZM77 254H76V259L78 258V260H79L80 258L77 257ZM110 254H109V256H110ZM186 254H188V252ZM214 254H215V252H214ZM38 255H40V253ZM41 255H43V254H41ZM199 255H201V253H199ZM219 255H221V254H219ZM224 255H225V253H224ZM47 256L45 255V258ZM58 256H59V254H58ZM62 256H63V254H62ZM81 256H83V255H81ZM85 256H86V261L88 263H90L87 260V255H85ZM163 256H165V255H163ZM205 256H207V253ZM72 257H70V258H72ZM124 257H125V255H124ZM124 257H121V258L123 259ZM160 257L162 258V256H160ZM197 257H198V254H197ZM200 257H198V258H200ZM209 257H208V259H209ZM11 258L12 257H10L9 259H11ZM37 258H38V256H37ZM60 258H62V257H60ZM82 258H81V260L85 259V257L83 259ZM161 258H160V260H161ZM174 258L178 259V257H174ZM15 259H19V257L15 258ZM105 259H107V258H105ZM163 259L164 258H162V260ZM168 259H169V257H168ZM210 259H211V257H210ZM224 259H228V257L225 256V258L223 257L222 260H224ZM12 260H14V259H12ZM78 260H76L75 262H77ZM81 260H80V262H81ZM146 260H144L143 263L142 262L141 263L142 264H148L147 261H149V259L147 261ZM14 261H17V260H14ZM23 261H25V260H23ZM86 261L84 260V262H86ZM105 261H104V263H105ZM151 261L152 260H150V262ZM175 261H176V259H175ZM228 261L229 260H227V262ZM29 262H31V261L29 260ZM29 262H27V263H29ZM182 262H183V260H182ZM186 262H185V264H186ZM15 263L16 262H14V264ZM101 263H102V261H101ZM111 263L113 264V262H111ZM116 263H119V261ZM124 263H125V261H124ZM158 263H160L159 259H158ZM261 263L262 262L260 261V264ZM78 264H79V262H78ZM80 264H82V263H80ZM98 264H99V262H98ZM187 264H189V262ZM215 264H217V263H215ZM226 264H228V263H226Z\"/></svg>",
	"mask_w": 264,
	"mask_h": 264
},
{
	"label": "built area",
	"instance_id": "built-area-1",
	"mask_svg": "<svg viewBox=\"0 0 264 264\" xmlns=\"http://www.w3.org/2000/svg\"><path fill=\"white\" fill-rule=\"evenodd\" d=\"M103 2L114 5L118 0H102ZM140 5V12L137 17V25L140 38L147 48L161 44L166 40L167 33L164 28L170 20L179 12L176 0H136ZM199 23V22H197ZM197 26H199L197 24ZM57 41L59 40L58 38ZM59 45L53 47L48 45V49L56 52ZM5 82H9L8 77L0 75Z\"/></svg>",
	"mask_w": 264,
	"mask_h": 264
},
{
	"label": "crops",
	"instance_id": "crops-1",
	"mask_svg": "<svg viewBox=\"0 0 264 264\" xmlns=\"http://www.w3.org/2000/svg\"><path fill=\"white\" fill-rule=\"evenodd\" d=\"M51 53H54V52H51ZM61 60H62V56H61ZM57 61V60H56ZM55 63V62H54ZM58 63H59V60H58ZM56 71V70H55ZM52 77L54 78V76H53V73H52V75H46L45 77H44V80H45V83H47V84H49V85H54V83L56 84V79L54 80V79H52ZM53 80V81H52ZM52 81V82H51Z\"/></svg>",
	"mask_w": 264,
	"mask_h": 264
}]
</instances>
